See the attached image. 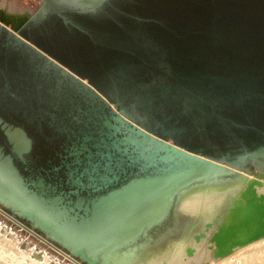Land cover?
I'll list each match as a JSON object with an SVG mask.
<instances>
[{"label":"water","instance_id":"1","mask_svg":"<svg viewBox=\"0 0 264 264\" xmlns=\"http://www.w3.org/2000/svg\"><path fill=\"white\" fill-rule=\"evenodd\" d=\"M206 21L198 30L167 21L165 34L155 35L158 54L151 57L158 65L151 66V78L168 84L155 110L140 101L125 104L111 90L62 68L110 112L114 123L109 126L116 140L107 148L108 159L101 153L105 162L91 160L89 166L76 159L77 180L67 181L76 188L65 190L62 183L48 181L30 167H25L30 172L26 175L14 155L0 146V207L82 263L101 264L106 254L138 238L165 206L169 210L186 184L264 159V43L232 46L236 29L228 32L218 22ZM137 57L140 64L147 63L144 56ZM180 92L189 99H211V131L228 140L216 142L215 149L207 152L192 149L169 132L156 131L149 118L175 119L170 103ZM7 135L12 152L24 162L32 147L27 132L15 127ZM260 176L264 178V173ZM256 184L251 183L250 189ZM83 191L87 197L81 195ZM256 198L264 202V194ZM254 200L247 199L248 210ZM115 213L123 215L125 228L104 226ZM246 223L251 227L249 218ZM261 236L264 224L219 256Z\"/></svg>","mask_w":264,"mask_h":264},{"label":"flooded vegetation","instance_id":"2","mask_svg":"<svg viewBox=\"0 0 264 264\" xmlns=\"http://www.w3.org/2000/svg\"><path fill=\"white\" fill-rule=\"evenodd\" d=\"M36 1V9L24 11L27 16L17 28L12 18L11 27L0 17V129L7 135L8 129L21 127L35 135L36 145L25 161L14 154L16 162L26 175L30 172L25 167H30L69 190L76 188L67 182L77 180L76 159L84 166L102 160L101 153L108 159L107 148L116 136L108 109L62 68L111 90L125 104L140 101L155 110L168 84L151 78V66L158 65L151 55L158 54L155 35L166 31L160 11L173 1ZM138 55L147 63L140 64ZM185 93L170 103L175 119L155 115L148 121L159 133L169 132L192 149L211 152L216 142L228 140L211 131V99H189ZM81 195L88 196L86 191Z\"/></svg>","mask_w":264,"mask_h":264},{"label":"rangeland","instance_id":"3","mask_svg":"<svg viewBox=\"0 0 264 264\" xmlns=\"http://www.w3.org/2000/svg\"><path fill=\"white\" fill-rule=\"evenodd\" d=\"M168 1H173V2H167V5L169 7H167L166 9H162L163 12L160 11V15H162L164 19L166 18V22L171 21L172 26L174 25L177 27H184L186 29L198 30V27H200L199 26L200 22L204 20L216 21L219 24L223 25L224 29L228 32L234 31L235 29L238 31V35L234 38V43L232 44V46L249 44L256 47H261L260 45L264 43V0H168ZM37 6H38V2L36 0H0L1 21L11 27L14 24V28H17L21 25L24 18L27 16L26 12L33 11L34 9H36ZM4 11L9 12V15L5 14ZM11 18L14 20L13 24L8 23L10 21H13ZM228 18L229 19L231 18L236 23L228 21L227 20ZM13 122L17 124V121H13ZM0 132H1L0 146H3L6 152L12 153L14 155V153L12 152V144L10 143L6 135L5 129L4 130L2 129V131L0 129ZM27 134L28 137L32 140V147H31L32 149L34 148V144L36 145L37 137L35 135L34 136L31 135V133L29 134L28 132ZM7 141L9 142V146L2 145L3 144L2 142H7ZM24 141H25L24 147L28 148L29 144L28 141L25 140V137H24ZM263 160L264 159L258 160L254 163H248L242 168L229 167L230 171L228 173H224L221 175L216 174L213 177H211V182L209 183L208 181L209 185L206 183L207 181L204 178L197 180L195 183L191 185L192 188H195L196 192L199 193L201 192L200 194L198 193L200 196L204 194V192L202 191H206L205 195L206 194L207 195L205 196V201L201 204L204 205V207L201 206L202 209L198 211L200 214L197 213L196 215L191 217L192 218L191 224L194 225L192 227H194L196 231L192 230L193 228L191 227L190 236L191 234L192 235L194 234V237L188 238L187 240L188 243L185 242L186 245L183 244L184 248L182 247V251H184L185 254H189V256L190 255L195 256L197 254L198 257L197 256L196 257L198 259L196 258V261H198L199 259H201L203 252L207 249L206 246H208V250L211 252V255H209V257L205 259L206 262L205 264H264V253H263L264 236H261L258 239H255L246 244L236 246L232 252L226 254L225 256H219L220 253L232 247V243L234 242V240H238V238H240L241 240V237L237 236L238 234L236 232V227H234L235 226L234 222L231 224V227L228 222H226L229 224L228 226L227 224H224L223 226L222 225L223 223L221 222H223L224 220L225 221L228 220V216L231 210L237 211V209H239L242 206L243 202L244 203L248 202L245 196L246 194L250 198L252 195H254L253 197L255 198L256 202L253 205V207L255 205L256 207L254 208L251 207V212H250L248 209H246L247 204L245 205L243 203L244 209L251 213L248 214V217L246 216L245 221H247V218H249V221L251 223V219L254 218L252 220L253 223L257 222V224H259L261 222V224L257 226L263 228L264 202H261L258 200V198H256V196L260 197L262 194H264V178L260 176V174L264 173V166L263 169H261ZM214 178L217 179L215 180ZM256 181H258V184H256L254 189H250V184L255 183ZM223 183L225 187L224 185H222ZM215 184H218L219 186L222 185L221 187L222 190H220V187ZM226 185L228 188L226 187ZM232 185L235 187H233ZM216 186L219 189L218 188L216 189ZM206 188L209 189L206 190ZM213 188H215L214 191ZM210 189H212V191H210ZM245 190H246V194L244 193ZM249 192L251 193L249 194ZM189 195L190 192H182V194H180L179 191L174 199V204L167 211L165 217L159 223H156L150 226V228H148V233H150L155 237H157L160 233L166 232V237H164L163 240L160 241V244H156V245L153 244L154 248L160 247L162 250H164L169 246L170 242H172L170 244H174L175 240L178 239L182 234V227L188 219L186 216V211H189L190 208L193 207L192 205L193 198L188 199ZM207 196L209 199L207 198ZM249 197L247 198L249 199ZM206 200L208 201L207 203ZM213 202L214 205L212 204ZM259 204L261 205V207L259 206ZM178 207L181 210L180 211L181 216L175 214V211ZM253 211H255V213ZM115 214L116 215L113 221L105 223L104 226L114 225V226H118L119 228L120 227L125 228L127 226V222L125 223V221L123 220V215L122 214L117 215V213ZM206 215L209 216L207 217ZM253 223L251 225L252 227H249L247 224L246 230L249 228L247 231L253 232L255 230L256 224ZM221 225L223 227H221ZM0 227L3 229L2 233L0 232L1 234L0 239L2 240L3 244L9 246L14 251H18L17 249H20L21 250L20 252L22 254L21 257H16L12 253H4L0 250V264H26L27 263L26 261L28 259H31L32 257L31 254L33 251L38 252L39 255L45 256V259L47 261L50 260L48 264L49 263L50 264H84L80 260L75 259L71 255H69L68 253L57 247L54 243L48 241L42 234L35 231L25 222L17 219L15 216L8 213L7 211H5V213H2L0 211ZM168 232L169 234H167ZM250 234L251 233H249V235ZM196 235L198 236L196 240H198V242L201 241L200 243L194 240ZM230 237L232 238L230 239ZM146 238H147L146 233L142 232L138 238L136 237V239H132L131 241L122 244L118 248V250L123 251V250H128L129 248H133L136 245L138 246L140 245V243L144 242ZM206 238L207 239L209 238V240H207ZM228 238L230 241H228ZM190 239L193 240L191 241ZM205 239L206 241H204ZM244 239L246 238H243L242 240ZM196 242L198 244H196ZM190 243L192 246L190 245ZM227 243L229 244L228 245L229 248L227 246ZM178 246L180 247V245ZM178 246L176 249L179 248ZM222 246L223 248H221ZM191 247H193V249ZM217 248L219 249L217 250ZM244 249H248L249 251L246 250L244 251ZM61 251H63L64 253H62ZM144 251L145 250L143 249V247H141L140 253L145 254ZM172 252L173 251L165 252L164 255L166 258L165 257L145 258V260L143 259L142 263L167 264L168 262V264H170V255L172 254ZM192 253L194 255H192ZM45 259L44 261L46 262ZM196 261H194L193 264H198L200 260L198 262ZM101 264H108L105 257Z\"/></svg>","mask_w":264,"mask_h":264},{"label":"bare ground","instance_id":"4","mask_svg":"<svg viewBox=\"0 0 264 264\" xmlns=\"http://www.w3.org/2000/svg\"><path fill=\"white\" fill-rule=\"evenodd\" d=\"M263 166H264V160L262 161V165H261V169H263ZM219 177V176H218ZM222 177V176H221ZM207 182V184H208V181H209V183L211 182V178H205V177H203ZM199 179H202V178H199ZM199 179H196V180H194L193 182H190V183H188V184H186L181 190H180V194H182V192H190V195H189V197H188V199H191V198H193V203H192V205H193V207L192 208H190V210L189 211H186V216H187V221L185 222V224L183 225V227H182V234L180 235V237L178 238V239H176L175 240V242H174V244H170V243H172V242H170L169 243V246L166 248V249H164V250H162L160 247H157V248H154L153 247V244H160V241L161 240H163V238L164 237H166V232L165 233H160L157 237H155V236H153V235H151L150 233H148V228H150V226H152V225H154V224H156V223H159L164 217H165V215H166V213H167V211H168V209H167V207L165 206L161 211H160V213L158 214V216L156 217V219L154 220V222L151 224V225H148L142 232H144V233H146V240L144 241V242H142V243H140V245H136V246H134L133 248H129L128 250H123V251H119V250H116V252H112V253H110V254H106L105 255V258H106V261L108 262V264H143L142 263V261H143V259L145 260V258H163V257H165V255H164V253L165 252H167V251H173L172 252V254L170 255V264H193L194 263V261H196V258L198 257V255L196 254L195 256H189V254H185V252L184 251H182V247H183V244H185V242H187V240H188V238H192V237H194V234L192 235L191 234V236H190V233H191V227L192 226H194L193 224H191V217L192 216H194V215H196L197 213H199L198 211H200L202 208H201V206L202 207H204V205H201L204 201H205V196L207 195H205V192L206 191H202V192H204V194H202V196H200L199 194L201 193H199V192H196V190H195V188H192L191 187V185L193 184V183H195L197 180H199ZM215 180L217 179V178H214ZM221 179V178H220ZM241 179V178H240ZM214 180V181H215ZM223 180V179H222ZM203 181V180H202ZM242 181V180H241ZM216 182H219V181H216ZM251 182V181H250ZM261 182V181H260ZM205 183V182H204ZM205 183V184H206ZM212 183H214V182H212ZM236 183V182H235ZM238 183V182H237ZM262 183V182H261ZM221 184V183H220ZM201 185H204V184H201ZM209 185V184H208ZM215 185H218V184H215ZM222 185H224V183L222 184ZM222 185H218L219 187H220V190H222L221 189V187H222ZM228 185H229V183H228ZM207 186V185H206ZM205 186V187H206ZM214 186V185H213ZM233 186V185H232ZM202 187V186H201ZM209 187V186H208ZM210 187H211V185H210ZM224 187H225V185H224ZM223 187V188H224ZM226 187H227V185H226ZM233 187H235V186H233ZM199 188V187H198ZM204 188V187H203ZM218 187L216 186V189H217ZM228 188V187H227ZM230 188V187H229ZM207 189H209V188H206V190ZM219 189V188H218ZM215 190V188H213V191ZM199 191V190H198ZM210 191H212V189H210ZM248 191V190H247ZM250 191V190H249ZM252 191V190H251ZM208 192V191H207ZM217 192V191H216ZM199 193V194H198ZM210 193V192H209ZM214 193V192H213ZM245 194H246V190H245V192H244ZM248 193V192H247ZM251 192H249V194H250ZM254 193V192H253ZM255 194V193H254ZM216 195V194H215ZM252 195V194H251ZM246 196V199H248L247 197H249L247 194L245 195ZM254 195H252L251 196V198H254L253 197ZM256 196V195H255ZM217 197V196H216ZM257 197V196H256ZM207 198H208V196H207ZM206 198V199H207ZM212 198V197H211ZM250 198V197H249ZM209 199V198H208ZM215 199V198H214ZM212 201V200H211ZM255 201V200H254ZM208 201L206 200V203H207ZM256 202V201H255ZM244 203V202H243ZM243 203H242V206L239 208V209H237V211L236 210H229L230 211V213H229V216H228V214H227V216H228V220L230 221H223V222H221V223H223L222 225L224 226V224H227V226L230 224V227H231V224L234 222V224H235V226H234V224H233V226L234 227H236V232H237V236L238 237H241V240L243 239V238H247V236L249 235V233H252V231H247L246 230V228H247V223H246V221H245V219H246V216H248V214L251 212V210H249V211H246L245 209H244V207H243ZM213 205H214V202L212 203ZM245 205L247 204L246 202L244 203ZM247 206V205H246ZM258 206V205H257ZM259 206L261 207V205L259 204ZM263 206V205H262ZM212 207V206H211ZM254 207H256V205L254 206ZM253 207V208H254ZM243 208V209H242ZM246 208V207H245ZM204 209V208H203ZM246 209H248V208H246ZM256 209V208H255ZM208 210V209H207ZM207 210H206V212H207ZM0 211L2 212V213H5V211L2 209V208H0ZM180 208L178 207L177 209H176V211H175V214L176 215H179V216H181V214H180ZM205 211V210H204ZM209 211V210H208ZM211 211V210H210ZM254 213H255V211H253ZM205 213V212H204ZM203 213V214H204ZM211 213V212H210ZM210 213H209V215H210ZM200 214V213H199ZM201 214H202V212H201ZM251 214V213H250ZM253 214V213H252ZM259 214H260V212H259ZM209 215H206L207 217L209 216ZM255 215V214H254ZM203 216V215H202ZM257 216V215H256ZM261 216V215H260ZM257 218V217H256ZM255 218V219H256ZM263 218V217H262ZM207 219V218H206ZM227 219V218H226ZM248 219V218H247ZM254 219V218H253ZM253 219H251V225H252V223H253ZM257 220V219H256ZM260 220V219H259ZM263 220V219H262ZM255 221V220H254ZM225 222V223H224ZM226 222H228V223H226ZM259 222V221H258ZM263 222V221H262ZM208 223V222H207ZM253 224H256V227H255V229L257 228V225H259V224H261V222L259 223V224H257V222L255 223H253ZM221 225V227H223ZM208 226V225H207ZM226 226V225H225ZM249 226V225H248ZM220 227V228H221ZM252 227V226H251ZM253 227V228H254ZM193 229L192 230H195L196 231V229H194V227H192ZM226 228V227H225ZM235 229V228H234ZM225 230V229H224ZM2 231H3V229L0 227V232L2 233ZM181 231V230H180ZM223 231V230H222ZM224 232V231H223ZM225 232H227V231H225ZM234 232V231H233ZM220 233V232H219ZM5 234H6V232H5ZM167 234H169V232L167 233ZM200 234V233H199ZM222 234V233H221ZM228 235H229V233H228ZM227 235V236H228ZM233 235H236V234H233ZM0 236H1V234H0ZM201 236V235H200ZM231 236V235H230ZM236 236V237H237ZM211 237V236H210ZM223 237V236H222ZM196 238H198V236L196 235V237L194 238V240H196ZM199 238H202V237H199ZM232 237H230V239H231ZM134 239V238H133ZM136 239V238H135ZM204 239V238H203ZM202 239V240H203ZM207 239V238H206ZM206 239L204 240V241H206ZM225 239V238H224ZM233 239H234V237H233ZM191 240V239H190ZM193 240V239H192ZM191 240V241H192ZM207 240H209V238L207 239ZM238 240H240V238H238ZM129 241H131V240H129ZM129 241H127V242H129ZM171 241V240H170ZM197 242H198V240H196ZM228 241H230L229 240V238H228ZM235 241V240H234ZM127 242H125V243H127ZM196 242V244H198V243H200V242H198L197 243ZM208 242V241H207ZM211 242V241H210ZM223 242V241H222ZM221 242V243H222ZM124 243V244H125ZM188 243V242H187ZM195 244V243H194ZM194 244H193V246H194ZM178 245H180V247L178 246ZM186 245V244H185ZM190 245H191V243H190ZM201 245V244H200ZM204 245V244H203ZM229 244L227 243V246H228ZM177 246L179 247L178 249H176L177 248ZM192 246V245H191ZM56 247V246H55ZM141 247H143V249L145 250L144 251V253L145 254H141L140 253V249H141ZM196 247V246H195ZM207 247V249L203 252V254H202V256H201V259H199L198 261H196V262H198V264H205L206 262H205V259L207 258V257H209V255H211V252L208 250V246H206ZM205 247V248H206ZM226 247V246H225ZM184 248V247H183ZM192 249H193V247H191ZM221 248H223V246L221 247ZM227 248V247H226ZM228 248H229V246H228ZM219 248H217V250H218ZM0 250L2 251V252H4V253H12L13 255H15L16 257H21L22 256V254H21V250L20 249H17L18 251H14L12 248H10L9 246H6L5 244H3V242H2V240L0 239ZM185 250V249H184ZM196 250H197V248H196ZM211 250V249H210ZM221 250V249H220ZM249 251L248 249H244V251ZM224 251V250H223ZM62 253H64L63 251H61ZM219 252V251H218ZM264 253V252H263ZM199 254V253H198ZM238 254H239V252H238ZM32 257H31V259H28L26 262V264H48V262L50 261H47L46 259H45V256H42V255H39L38 254V252H36V251H33L32 252ZM167 255H168V253H167ZM166 255V256H167ZM192 255H194L193 253H192ZM36 256H37V258H36ZM197 256V257H196ZM252 256V255H251ZM195 257V258H194ZM166 258V257H165ZM165 258H164V260H165ZM248 258H249V256H248ZM44 259L46 260V262L44 261ZM198 259V258H197ZM149 260H151V259H149ZM233 260V259H232ZM147 261H148V259H147ZM167 262V261H166ZM195 262V263H196ZM145 263V262H144ZM50 264V263H49ZM167 264H168V262H167Z\"/></svg>","mask_w":264,"mask_h":264}]
</instances>
